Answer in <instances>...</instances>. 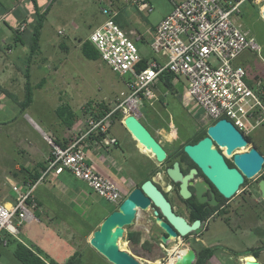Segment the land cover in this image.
<instances>
[{"label":"rangeland","instance_id":"obj_1","mask_svg":"<svg viewBox=\"0 0 264 264\" xmlns=\"http://www.w3.org/2000/svg\"><path fill=\"white\" fill-rule=\"evenodd\" d=\"M35 1L40 13L45 10V14L39 35L40 50L31 57L30 82L33 86L31 102L24 111H19L17 103L0 89V171L7 169L10 157L7 153L16 150V147H13L14 144L28 142L43 146L42 134L33 126L27 115L36 123L52 124L57 136L61 135L62 138L71 140L77 135V132L80 133L83 129L76 132L75 129L72 131L71 128L61 125L54 113L55 107L60 102H67L71 105L77 112V126L82 127H85L88 116V113L84 112V109L87 108L86 102H104L111 109L119 102H125L121 93L127 94V85L133 80V76L129 73H116L100 58L86 59L80 52V39L87 37L91 30L105 19V15L101 11L103 7L117 9L121 21L129 28L132 27L139 33H144L146 25H155L163 15L173 9L174 0H146L151 6V11H148L147 8L140 9L137 0ZM263 6L264 0H243L239 12V21L243 27L245 24L253 28L252 36L259 45L258 50L245 49L238 57L253 85L257 79H260L264 85V19L261 15ZM12 7L13 16H26L27 20L22 25L24 28L26 27V30L31 31V23L36 20V13L33 10L34 2L30 0H0V11ZM18 30L16 29V31ZM136 43L144 52H149L146 42L137 40ZM28 50L27 45L15 50L14 62L10 60L11 58H7L9 53L5 50L0 53V61L6 64V71L0 73V87L13 93L18 100H22L24 97L25 77L22 69L25 67L24 59ZM17 56L19 58L16 59ZM12 67L15 68L13 71ZM42 78H44V82L37 87L36 84ZM173 87V90L166 89L156 82L152 97H139V110L137 108L134 110L137 113L141 112L142 116L139 119L143 124L150 127L149 124L155 115L171 116L178 121L187 123L186 134L189 135L196 131L200 125L208 126L212 123V120L205 116L204 112L186 96L185 88L182 89V85L177 84V88L174 85ZM115 113L118 114L117 117L121 118L119 120L112 117L109 135H114L118 139V143L101 146L103 150L114 153L121 163L123 171L115 173L116 181L121 184L123 193L127 194L132 188L140 185L147 167L146 163L149 160L144 155L132 156L130 154L128 144L133 149L134 143L122 125V111L117 109L113 114ZM45 131H47L46 128ZM252 133L264 134V121ZM262 149L264 152V145ZM50 175L52 174L50 173L48 176ZM123 180L124 182H122ZM76 191L73 195L59 196L58 201L49 202V207L52 210L49 212V216H52V221L59 223L60 219H66L67 223L71 225V228L57 229V233L50 239L46 250L42 249L49 258L61 263L73 249H82L86 253L92 252L87 243L92 231L99 226L98 221L103 211L101 206L108 211L119 206V204L105 201L92 191V193L87 190L76 189ZM8 193L12 195L10 190ZM35 201L37 204L33 211L38 214L36 212L38 202L36 199ZM31 225L35 224L31 222L30 225L24 223L20 226L22 229L20 228L18 239L21 238L24 243L30 244L24 233ZM4 233L7 234L5 231ZM125 234L127 235V231ZM230 234L231 232L220 221H215L205 237V243L219 241L232 244L233 247L239 246L240 240ZM38 236L39 234L36 233V237ZM2 238L6 240V244L4 245L0 240V264H22L14 257L12 244L8 243L7 237ZM243 240L245 241V239ZM245 242L250 243L247 240ZM119 246L130 251L143 264H154L160 259V256L165 257L163 264H172L177 249L188 248L179 238H171L165 246L168 249L166 252H160V250L163 251L160 245L155 246L156 259L152 260L142 254H136L134 252L136 250L130 247L129 240H120ZM260 260L264 264V254L260 256ZM207 264H220V260L213 257Z\"/></svg>","mask_w":264,"mask_h":264},{"label":"built area","instance_id":"obj_2","mask_svg":"<svg viewBox=\"0 0 264 264\" xmlns=\"http://www.w3.org/2000/svg\"><path fill=\"white\" fill-rule=\"evenodd\" d=\"M242 1H173V9L155 25L149 43L151 52L164 55L165 60L151 59L140 70L136 67L142 56L135 39L115 22L118 10L103 7L101 11L105 19L87 39L112 71L133 76L127 85V94L121 93L125 102H119L99 117L88 115L85 127L68 145H58L44 135L51 146L44 168L25 191L16 184L12 185L16 196L10 207L0 202V233L4 230L18 239L20 226L36 220L33 209L37 203L32 191L50 173H70L105 201L119 204L126 195L121 184L92 167L87 161L83 142L96 135L100 136V145L115 144L117 139L109 135L113 113L120 109L123 117L129 113L139 115L129 101H133L138 109L140 96L152 97L154 84L162 72H172L185 79L186 96L212 120L211 124L225 118L250 135L264 121V85L260 79L255 85L250 83L251 78L243 64L235 62L245 49H259L254 37L239 21ZM136 2L140 9L151 11L145 0ZM0 240L6 244L5 239Z\"/></svg>","mask_w":264,"mask_h":264},{"label":"flooded vegetation","instance_id":"obj_3","mask_svg":"<svg viewBox=\"0 0 264 264\" xmlns=\"http://www.w3.org/2000/svg\"><path fill=\"white\" fill-rule=\"evenodd\" d=\"M244 26L252 35L251 31H253V28L245 24ZM150 123V127L144 125L164 148L166 156L162 162H156L153 158L152 161L148 159L149 162L146 163L147 167L140 185L149 179L164 195L175 215L183 218L189 226L194 221H198V225L190 228L187 234L176 237L180 239L184 246L195 251L194 263L207 249H212L211 255L204 264H207L213 257L220 260V264H249L246 263L247 256H253L260 264H263L260 256L264 254V197L259 191V182L264 180V171L261 169L254 176L247 178L236 165L233 156L237 153L247 152L252 147L264 156L262 149L264 134L252 133L246 135L232 123L242 134L245 144L235 146L231 151L227 152L224 146L214 140L211 141L210 148L216 150L222 156L227 167L237 169L242 175V181L234 193L230 197H225L203 173L201 168L183 151V146L186 143L193 144L207 135L206 125H200L196 131L188 135L186 134L187 123L178 121L171 116L155 115ZM134 143H136L135 140ZM142 155L146 156L143 152ZM174 162L178 163L183 177L190 175L186 179V188L189 192L186 196L182 195L180 191L181 180H174L167 173V169L172 168ZM192 170L194 171L191 172ZM101 207L103 211L101 212L99 224L113 211H108L105 207ZM155 211H157V214H155ZM157 217L169 223L159 207L150 200L146 208H137L133 223L124 227L127 233L135 232L139 235L138 243L126 238L130 242V247L136 250L134 252L152 260L156 259L155 246L160 245L163 251L159 250L163 253L168 250L165 247L168 242H162L160 238L162 235L167 236V233L159 225ZM215 221H220L231 232L230 235H234L240 240L239 246L233 247L232 244L219 241L205 243V237L210 232L211 225ZM243 239L250 243L247 244ZM87 245L92 252L86 253L82 249H73L61 264L68 262L77 253L79 255H77V258H80L83 264H113L95 248L88 243ZM35 246L30 248L35 254L39 255L35 251ZM128 252L136 258L130 251ZM49 259L53 260L52 258ZM164 261L165 257L160 256L157 263L163 264ZM68 263L71 264L70 262Z\"/></svg>","mask_w":264,"mask_h":264},{"label":"water","instance_id":"obj_4","mask_svg":"<svg viewBox=\"0 0 264 264\" xmlns=\"http://www.w3.org/2000/svg\"><path fill=\"white\" fill-rule=\"evenodd\" d=\"M261 15L264 19V6ZM122 125L136 141V144L147 149L156 162H162L165 159L166 152L164 148L140 121L138 115L135 113L125 115L122 119ZM206 133L207 135L197 142L193 144L186 143L183 146V151L201 168L203 173L225 197H230L241 183L242 175L237 169L227 167L222 156L216 150L210 148L211 141L214 140L221 144L229 152L235 146L245 144V140L232 122L225 118L209 124ZM233 158L238 168L247 178L254 176L261 170L264 163V156L253 147L247 152L235 154ZM167 173L174 180H181L180 191L182 195H188L186 179L190 175L183 177L177 162H174L172 168L167 169ZM259 191L264 197V180L259 182ZM150 200L159 207L169 221L167 223L157 217L159 225L167 233V236L162 235L160 237L162 242H168L171 238L183 236L187 234L190 228L198 225L196 220L189 226L183 218L175 215L164 195L147 179L140 186L132 188L117 209L110 212L98 228L92 231L88 238L89 245L113 264H143L128 251L120 248L119 240H126L124 227L133 223L137 208H146ZM155 214H157V211H155ZM186 250V255L177 254L172 264H194L195 251L192 248H186ZM246 263L260 264L253 256H247ZM65 264L69 263L66 262Z\"/></svg>","mask_w":264,"mask_h":264},{"label":"crops","instance_id":"obj_5","mask_svg":"<svg viewBox=\"0 0 264 264\" xmlns=\"http://www.w3.org/2000/svg\"><path fill=\"white\" fill-rule=\"evenodd\" d=\"M177 1H180V0H174V2H177ZM11 11H13V7L10 9H6V10L4 9L0 11V53H2L3 50H5V52L9 53L7 55V58L9 59L11 58L10 60L14 62L13 57L15 56L14 55L15 50H18L21 47L26 46L25 42L22 43V42L14 41L15 40L14 30L19 29L18 31L21 32L20 37L25 41L27 40L29 31L26 30V27L19 28L22 26V24H24V22H26L27 18L25 17L26 20L22 22L21 24H19V20L23 19L24 16H19L20 19H17L15 16L12 15ZM165 15H163L160 18V20ZM119 21L121 24L120 27L123 30H125V32H127L130 35V37L134 38L135 42L137 40H140V41L146 42V44L148 45V51H149L148 53L144 52L137 45L142 58L146 59L147 62L150 61L151 59H155L161 62L165 60L164 55L162 54L155 55L151 52V50H149L150 49L149 43L154 35V27L159 21L155 23V25L153 26L146 25V30L144 31V33H139L134 28L132 27L129 28V26H127L123 21L121 20ZM87 38L88 36L85 37L84 39H87ZM84 39H80V40H84ZM6 46H7V49H5ZM17 58H19V56H17L16 59ZM235 62L238 64H242L241 63L242 61L239 58H237ZM11 69L13 71L15 68L12 67ZM4 71H6V64L0 61V73H4ZM172 83L176 88H177V84L182 85L183 87L182 89L185 88V80L184 78H182V76L174 78ZM141 116L142 114H140L139 117ZM27 118L32 122L33 126L42 134V139L44 142H43V146L40 144H34V143L32 144L28 142L22 143V144L16 143V145L14 144L13 146V147H16L15 148L16 150H14L12 153L7 151L8 152L7 155L10 156L8 158V163H7L8 167L6 170L0 171V202L6 204V206H9V204H12L16 196V193L12 190L13 184L18 185V188L21 191H25L27 186L29 184H32L30 181L24 182L25 178H27V175H29L30 173L33 174L35 172L36 173L38 172L40 175L42 168L40 169L38 167V164L43 163V166H44L46 158L48 157L51 151V146L44 139V135L45 136L47 135L53 139L58 140L60 143L64 144V146L68 145L71 141L69 140V138L67 140L65 138H62L61 135L57 136V133H54L56 131L52 124L46 125L44 123L42 124L36 123L28 115H27ZM76 121L77 119L75 120L74 124L70 128L72 131L73 129H75L77 132L78 130L83 129L84 126L83 127L80 125L77 126ZM45 128L47 131H45ZM129 136L134 143V140L130 134ZM95 137L96 135L89 136L83 143V148L86 153L87 161L92 165V167L97 172L103 175L109 176L113 179L115 178V180H117L115 173L123 171L121 163L117 160V156L114 153H110L109 151L103 150L100 145L99 140H95ZM116 143H118V139ZM128 146H129V152L132 156H138V154L141 155L143 152L146 154L147 159L151 161L153 160L150 153L144 150V148H142L141 145H137L136 143H134L133 149L130 144H128ZM27 170L30 171V173L27 174L26 173ZM122 182H124V180ZM76 189L83 190V191L87 190L89 191V193H92L90 188L85 184L84 181L75 178L74 176H72L70 173H67V172L62 173L60 175L52 174L48 176L43 182H39L35 185V187L33 188L32 194H33V197L38 202V208L36 210L38 214L34 213L36 216V220L34 222L32 221V223H34L35 225H31L29 228L25 230L26 232L24 233L27 235L30 241V244L36 245L40 249H43L45 251L46 248L48 247L47 245L50 242V239L52 238L53 235L55 236V233H57L56 231L57 229L71 228V225L67 223L66 219H63V220L60 219L61 221L59 223L58 221H52V216L51 217L49 216L50 215L49 212L52 211L49 207L50 206L49 202L58 201L59 196L67 197V195H73L74 193L77 192ZM8 190L11 191L12 195L8 193ZM30 224L31 222L29 223V225ZM36 233L39 234L38 237H36ZM0 237H1V233H0ZM48 237H49V240H48ZM19 240L22 241L21 238H19ZM58 263H61V262H58Z\"/></svg>","mask_w":264,"mask_h":264},{"label":"trees","instance_id":"obj_6","mask_svg":"<svg viewBox=\"0 0 264 264\" xmlns=\"http://www.w3.org/2000/svg\"><path fill=\"white\" fill-rule=\"evenodd\" d=\"M34 2V7L33 10L36 13V20L35 22L31 23V28L32 30L28 32L27 40H23L21 36V32L14 30V35H15V42H25V45L28 46V54L26 55L24 59V69H22L25 77V83H24V97L22 100H18L16 96L6 90L3 87H0L1 91L8 96L10 99H12L14 102L17 103L19 107V111H24V109L29 105L31 102V97H32V84L30 82V64H31V57L33 54L39 52L40 50V44H39V35H40V29L43 24V18L45 14V10L40 13V9L38 8L36 1L35 0H30ZM119 13V12H118ZM17 19H20L18 16H15ZM24 16L23 19L19 20V24L24 22L26 20ZM119 17L118 14L115 17V22L121 26L119 22ZM80 52L81 54L86 58L90 60H96L99 59V54L98 51L95 49V47L90 43L88 39L80 40ZM147 65V60L142 58L138 64L136 69L140 70L145 68ZM174 78H177L172 72H162L159 77H158V82L166 89L173 90V83L172 81ZM44 82V78L40 80L36 84L37 87H39L42 83ZM251 83V81H250ZM86 109H84V112H87L88 115H93L94 117H99L105 112L109 111L111 108H109L104 102H99V103H92V102H86ZM54 113L56 117L60 120V123L68 128H70L75 120L77 119V112L73 110L71 105L67 102H60L54 110ZM113 116L117 119L120 120L121 117H117L118 114L115 113ZM53 142H55L58 145L64 146V144L60 143L56 139H52ZM95 140H100V136H96ZM38 167L43 169V163H39ZM26 173H30V171H26ZM39 177V173L35 172L33 174L27 175V178H25L24 182L30 181L31 183H34L35 180ZM99 222V221H98ZM1 237H7L8 243L12 244V253L14 257L21 262L22 264H61L57 263L54 260H50L47 254L44 253L43 250H41L39 247L33 245V244H28L24 243L23 241L13 238L7 234L4 233V231H1ZM0 237V238H1ZM127 238L130 241L137 242L139 241V235L135 232H128L127 233ZM35 246V251L39 254H35L30 247ZM212 249H207L204 254H202L201 257H198L197 261L194 264H204L207 258L211 255ZM77 254H74L68 262L71 264H83L82 260L80 258H77ZM79 256V255H78Z\"/></svg>","mask_w":264,"mask_h":264},{"label":"bare ground","instance_id":"obj_7","mask_svg":"<svg viewBox=\"0 0 264 264\" xmlns=\"http://www.w3.org/2000/svg\"><path fill=\"white\" fill-rule=\"evenodd\" d=\"M129 102H131V103H129L130 104V106L134 109V108H137L136 106H135V104L133 103V101H129ZM143 148V147H142ZM144 150H146L147 152H149L147 149H145L144 148ZM6 205V204H5ZM7 207H10V204H9V206H7ZM121 246V245H120ZM172 251V250H171ZM186 253H187V250L185 249V248H182V249H178V251H177V253H176V255H175V257L177 256V254H182V255H186ZM175 257H174V259H175ZM174 261V260H173ZM155 262V261H154ZM173 263V262H172ZM154 264H157V262H155Z\"/></svg>","mask_w":264,"mask_h":264}]
</instances>
